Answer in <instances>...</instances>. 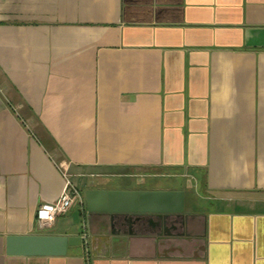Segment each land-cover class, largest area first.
Instances as JSON below:
<instances>
[{
  "label": "crops",
  "instance_id": "crops-1",
  "mask_svg": "<svg viewBox=\"0 0 264 264\" xmlns=\"http://www.w3.org/2000/svg\"><path fill=\"white\" fill-rule=\"evenodd\" d=\"M63 172L183 190L184 225L84 202L40 229ZM83 225L87 253H6ZM0 264H264V0H0Z\"/></svg>",
  "mask_w": 264,
  "mask_h": 264
},
{
  "label": "water",
  "instance_id": "water-1",
  "mask_svg": "<svg viewBox=\"0 0 264 264\" xmlns=\"http://www.w3.org/2000/svg\"><path fill=\"white\" fill-rule=\"evenodd\" d=\"M84 202L88 212L109 214L110 220L120 218L128 222L132 216L144 214L166 217L183 214V190L147 189H86ZM10 255L63 256L80 246L79 236L55 234L9 235L5 239Z\"/></svg>",
  "mask_w": 264,
  "mask_h": 264
},
{
  "label": "built area",
  "instance_id": "built-area-1",
  "mask_svg": "<svg viewBox=\"0 0 264 264\" xmlns=\"http://www.w3.org/2000/svg\"><path fill=\"white\" fill-rule=\"evenodd\" d=\"M62 175L64 186L58 198L54 202L40 204L36 210V223L40 229L49 228L58 216L65 214L75 204L83 208L84 198L81 191L73 184L66 172H63ZM79 237L81 246L87 253L89 233L85 225L82 226Z\"/></svg>",
  "mask_w": 264,
  "mask_h": 264
},
{
  "label": "flooded vegetation",
  "instance_id": "flooded-vegetation-1",
  "mask_svg": "<svg viewBox=\"0 0 264 264\" xmlns=\"http://www.w3.org/2000/svg\"><path fill=\"white\" fill-rule=\"evenodd\" d=\"M150 220H153L149 226L147 222L150 223ZM185 216L182 214H170L166 217H150V216H137L135 222L138 223L139 226L144 227V229L151 230H159L162 233H165V227L168 228L169 231L175 230L178 227H182L184 225Z\"/></svg>",
  "mask_w": 264,
  "mask_h": 264
},
{
  "label": "rangeland",
  "instance_id": "rangeland-1",
  "mask_svg": "<svg viewBox=\"0 0 264 264\" xmlns=\"http://www.w3.org/2000/svg\"><path fill=\"white\" fill-rule=\"evenodd\" d=\"M171 179L178 180V181H180V180H181V181H182V178H180V179H179V178H177V177H172V178L165 177V179H164V180H165V181H171ZM166 184H167V183H165V184H163V185L165 186Z\"/></svg>",
  "mask_w": 264,
  "mask_h": 264
}]
</instances>
